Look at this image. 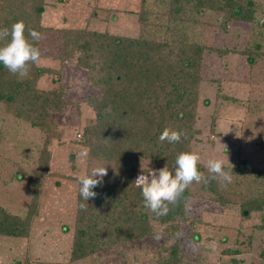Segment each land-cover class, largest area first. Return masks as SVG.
Here are the masks:
<instances>
[{
	"label": "trees",
	"instance_id": "trees-1",
	"mask_svg": "<svg viewBox=\"0 0 264 264\" xmlns=\"http://www.w3.org/2000/svg\"><path fill=\"white\" fill-rule=\"evenodd\" d=\"M258 7L255 0H140L138 10L131 12L136 15L138 26L134 37L87 27L59 29L55 30L61 36V51L55 57L60 62L58 69L42 67L39 60L29 66L27 77L21 78L0 64L3 112L45 135L35 171L28 177V211L19 217L9 213L0 202V237L24 239L32 232L40 208L42 180L49 175L54 115L71 104L62 85L66 63L85 71L91 86L99 92V96H87L83 101L94 114V122L82 133L88 160L117 169L114 180H103L93 189L96 197L87 202L79 194L76 179L69 262L157 235L177 240L181 225L187 221L185 208L192 187L207 193L209 200L220 206L239 204L243 213L263 210L264 173L249 168L244 160L232 167L231 183L220 178L208 184L193 182L175 205H169L166 216L157 217L146 209L141 189L133 184L138 175H147L150 169L159 170L165 164L171 169L177 155L192 152L193 144L198 142L200 131L196 125L204 55L230 53L207 45L204 28L214 25L227 32L234 22L251 24L250 45L232 52L245 56L251 66L257 58L264 57V24L258 17L263 12ZM45 8L46 0H0V28L10 29L13 23L23 20L26 36L28 30H35L42 38L44 33L54 30L42 25ZM209 18L215 23L210 24ZM253 25L259 27L258 32L253 31ZM40 41H33L38 49ZM6 42L0 41V46ZM43 78L47 81L43 86L51 88L40 86ZM215 126L212 119V134ZM165 127L184 133L179 143L159 140ZM198 168L206 177L212 175L205 165L198 163ZM224 168L230 170V166ZM22 176L17 169L16 180ZM82 203L88 206L81 208ZM197 239L195 235L194 240ZM179 249L177 243L173 244L164 264H180Z\"/></svg>",
	"mask_w": 264,
	"mask_h": 264
},
{
	"label": "rangeland",
	"instance_id": "rangeland-1",
	"mask_svg": "<svg viewBox=\"0 0 264 264\" xmlns=\"http://www.w3.org/2000/svg\"><path fill=\"white\" fill-rule=\"evenodd\" d=\"M255 1L263 12L258 17L264 24V0ZM139 4L140 0H46L42 25L54 30L42 35L39 65L60 67L55 57L61 51V36L55 30L87 27L136 36L137 18L131 12H136ZM207 21L215 23L213 18ZM251 31V24L239 22L232 23L227 32L214 25L204 28L207 45L230 53L206 52L203 58L196 125L200 134L192 146L202 165L206 166L210 158L227 156L232 166L244 160L249 168L264 173V57L251 66L245 56L232 52L250 45ZM253 31L258 32L259 27L253 25ZM262 42L264 48V39ZM63 67L62 85L71 104L54 115L49 146L52 158L38 196L40 208L28 238L0 237V264H164L175 243L180 248V264H264V208L244 214L239 204L220 206L198 187L191 188L185 208L187 221L181 225L177 240L160 235L157 240L154 236L69 262L76 179L93 167L107 165L103 180L112 182L117 169L78 156L87 149L83 146V129L94 122L93 112L83 101L87 96H99V92L91 86L85 71L71 63ZM45 80L40 86L51 88L43 86ZM212 119L216 125L213 134ZM44 138L37 129L9 117L0 106V202L13 215L24 217L28 211V177L35 171ZM225 166H229L227 162ZM17 169L23 174L19 181L15 177Z\"/></svg>",
	"mask_w": 264,
	"mask_h": 264
},
{
	"label": "clouds",
	"instance_id": "clouds-1",
	"mask_svg": "<svg viewBox=\"0 0 264 264\" xmlns=\"http://www.w3.org/2000/svg\"><path fill=\"white\" fill-rule=\"evenodd\" d=\"M26 25L23 20L11 25V28H0V41L7 40L0 46V64H2L11 74L21 78L27 77L30 65L36 64L40 60V51L33 41H39L41 34L35 30H28L25 35ZM184 136L182 131L171 127H165L159 136L161 142L167 141L170 144L179 143ZM186 138V137H185ZM223 146V145H222ZM89 151L84 149L78 153L81 159H86ZM200 155L197 152H181L175 159L174 166L170 169L165 164L159 170H151L147 175L140 174L136 177L133 184L141 189L144 207L157 217L166 216L169 205H175L179 197L193 182L208 184L210 180L220 178L226 183L232 181V165L228 158H210L206 167L212 175L206 177L198 168ZM150 162V161H149ZM225 162L230 166V170L224 168ZM107 165L93 167L88 174L78 179L80 185L79 194L83 201L87 202L96 197L94 188L100 186L103 177L107 175ZM87 203L80 204L81 208H86ZM155 239H160L157 235Z\"/></svg>",
	"mask_w": 264,
	"mask_h": 264
},
{
	"label": "water",
	"instance_id": "water-1",
	"mask_svg": "<svg viewBox=\"0 0 264 264\" xmlns=\"http://www.w3.org/2000/svg\"><path fill=\"white\" fill-rule=\"evenodd\" d=\"M244 214H246V212Z\"/></svg>",
	"mask_w": 264,
	"mask_h": 264
}]
</instances>
